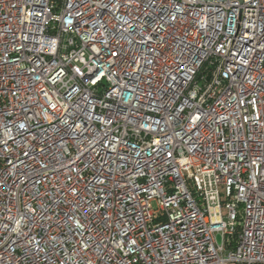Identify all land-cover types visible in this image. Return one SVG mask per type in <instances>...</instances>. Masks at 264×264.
Segmentation results:
<instances>
[{
	"label": "built area",
	"instance_id": "built-area-1",
	"mask_svg": "<svg viewBox=\"0 0 264 264\" xmlns=\"http://www.w3.org/2000/svg\"><path fill=\"white\" fill-rule=\"evenodd\" d=\"M0 264H264V0H0Z\"/></svg>",
	"mask_w": 264,
	"mask_h": 264
},
{
	"label": "water",
	"instance_id": "water-1",
	"mask_svg": "<svg viewBox=\"0 0 264 264\" xmlns=\"http://www.w3.org/2000/svg\"><path fill=\"white\" fill-rule=\"evenodd\" d=\"M217 241H219V236L217 237Z\"/></svg>",
	"mask_w": 264,
	"mask_h": 264
}]
</instances>
